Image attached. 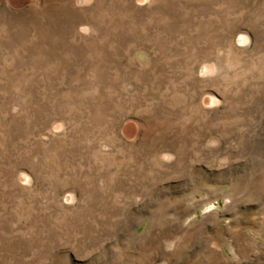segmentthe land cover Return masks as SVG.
<instances>
[{"label":"rangeland","instance_id":"rangeland-1","mask_svg":"<svg viewBox=\"0 0 264 264\" xmlns=\"http://www.w3.org/2000/svg\"><path fill=\"white\" fill-rule=\"evenodd\" d=\"M0 264H264V0H0Z\"/></svg>","mask_w":264,"mask_h":264},{"label":"bare ground","instance_id":"bare-ground-1","mask_svg":"<svg viewBox=\"0 0 264 264\" xmlns=\"http://www.w3.org/2000/svg\"><path fill=\"white\" fill-rule=\"evenodd\" d=\"M73 141V140H72ZM59 158V157H58ZM52 170V169H51ZM74 222V221H73ZM76 223V222H75ZM51 234V233H50Z\"/></svg>","mask_w":264,"mask_h":264}]
</instances>
